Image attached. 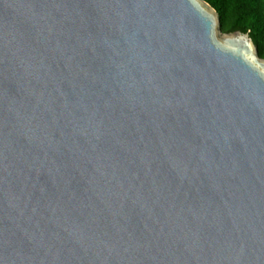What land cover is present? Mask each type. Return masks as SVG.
I'll return each instance as SVG.
<instances>
[{
  "label": "water",
  "instance_id": "1",
  "mask_svg": "<svg viewBox=\"0 0 264 264\" xmlns=\"http://www.w3.org/2000/svg\"><path fill=\"white\" fill-rule=\"evenodd\" d=\"M0 264H264V59L205 0H0Z\"/></svg>",
  "mask_w": 264,
  "mask_h": 264
},
{
  "label": "trees",
  "instance_id": "2",
  "mask_svg": "<svg viewBox=\"0 0 264 264\" xmlns=\"http://www.w3.org/2000/svg\"><path fill=\"white\" fill-rule=\"evenodd\" d=\"M205 1L218 12L223 34L249 35L264 59V0Z\"/></svg>",
  "mask_w": 264,
  "mask_h": 264
}]
</instances>
